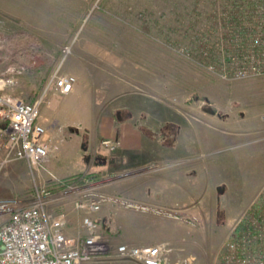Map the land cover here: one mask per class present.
Returning <instances> with one entry per match:
<instances>
[{
	"label": "rangeland",
	"instance_id": "rangeland-1",
	"mask_svg": "<svg viewBox=\"0 0 264 264\" xmlns=\"http://www.w3.org/2000/svg\"><path fill=\"white\" fill-rule=\"evenodd\" d=\"M223 6L224 0H0V71L8 67L23 70L11 75L15 81L6 92L34 100L60 64L63 46L72 41V52L61 66L62 73L90 62L108 66L113 61L133 58L154 71L156 85L165 86L166 90L157 94L173 102L185 101L187 113L203 111L207 116V109L212 108L242 120L230 122V127L233 123L247 127V143L224 152L238 156L243 153L248 207L264 184V74L227 80L208 68L199 40L208 34L211 40L215 38L211 28L216 26ZM78 100L69 97L63 103L75 104ZM50 119L49 124H53L48 134L55 129L54 124L65 123L53 114ZM255 120H263L262 126L248 127ZM2 126L0 117V131ZM76 129L86 132L81 123H75L64 126L58 137L50 134L52 141L76 138ZM52 148L53 154L54 144ZM81 154L86 168L92 152ZM3 157L0 149V204H31L36 186L50 182L48 169L33 173L27 161L2 164ZM112 184L113 180H104L99 190L116 197L106 192ZM237 190L233 188L225 199L213 190L196 211L176 217L135 204L126 208L116 198L104 201L93 217L108 234L113 248L121 243H166L173 248L167 264H218L224 243L239 220ZM66 207L68 229L78 234L82 216L70 203ZM7 217L0 216V224ZM138 220L143 224L137 225Z\"/></svg>",
	"mask_w": 264,
	"mask_h": 264
},
{
	"label": "crops",
	"instance_id": "crops-1",
	"mask_svg": "<svg viewBox=\"0 0 264 264\" xmlns=\"http://www.w3.org/2000/svg\"><path fill=\"white\" fill-rule=\"evenodd\" d=\"M67 73L77 78L73 90L63 94L51 86L41 121L47 130L53 124H49L51 114L65 121L53 125L55 129L50 134L55 137L64 126L75 123H81L86 132L76 129V138H60L57 143L47 132L55 150L45 163L46 169L59 178L77 174L97 180L115 177L106 192L138 204L141 209L154 212L152 209L164 206L178 215L196 211L204 197L213 190L218 192L219 185L225 186L224 193L218 192L220 199L237 188L239 219L242 217L247 209L243 153L238 156L224 152L247 143V127L234 123L230 127V122L242 120L222 113H187L185 101L173 102L158 95L166 90L165 86L156 85L154 71L133 58L113 61L108 66L90 62L69 67ZM69 97L79 100L75 104L63 103ZM262 121L255 120L248 127L262 126ZM105 139L118 144L106 147L102 144ZM89 150L92 158L84 168L86 161L81 152ZM136 223L143 224L139 220ZM68 233L77 234L70 229Z\"/></svg>",
	"mask_w": 264,
	"mask_h": 264
},
{
	"label": "built area",
	"instance_id": "built-area-1",
	"mask_svg": "<svg viewBox=\"0 0 264 264\" xmlns=\"http://www.w3.org/2000/svg\"><path fill=\"white\" fill-rule=\"evenodd\" d=\"M240 8L237 18L222 9L214 22L216 26L211 28L215 38L211 40L212 36L208 34L199 40L208 68L227 80L264 74V5L254 10H247L245 4ZM72 47L73 41L63 46L60 64L47 77L34 100L6 92V88L15 81L11 75L20 74L23 70L8 67L0 71L2 164L25 160L33 173L46 169L45 163L52 156L53 148L46 136L47 128L41 121V106L46 102L51 86L54 85L63 94L73 90L76 76L61 72ZM102 144L113 147L118 142L105 139ZM47 171L51 175L50 182L36 186L31 204H0V216H8L0 224V264L169 262V253L173 248L166 243L142 246L121 243L113 248L108 234L101 230V225L93 216L101 210L104 201L116 198L125 206L135 204L99 190L104 180L112 181L115 177L104 176L97 180L82 174L59 178ZM68 203L73 211L82 216L81 228L76 235L68 233ZM155 209L161 214L178 216V212L168 207ZM218 264H264V185L224 243Z\"/></svg>",
	"mask_w": 264,
	"mask_h": 264
},
{
	"label": "trees",
	"instance_id": "trees-1",
	"mask_svg": "<svg viewBox=\"0 0 264 264\" xmlns=\"http://www.w3.org/2000/svg\"><path fill=\"white\" fill-rule=\"evenodd\" d=\"M247 5V10H254L259 5H264V0H224L223 10L229 11L232 17L237 18L240 6ZM82 175V174H81Z\"/></svg>",
	"mask_w": 264,
	"mask_h": 264
},
{
	"label": "water",
	"instance_id": "water-1",
	"mask_svg": "<svg viewBox=\"0 0 264 264\" xmlns=\"http://www.w3.org/2000/svg\"><path fill=\"white\" fill-rule=\"evenodd\" d=\"M210 113H212V114H217V115H219V116H221V113L220 112H217L215 109H212V108H210ZM84 148H86L85 146H84ZM217 190H218V192L219 193H224V191H225V186L224 185H219L218 187H217Z\"/></svg>",
	"mask_w": 264,
	"mask_h": 264
},
{
	"label": "flooded vegetation",
	"instance_id": "flooded-vegetation-1",
	"mask_svg": "<svg viewBox=\"0 0 264 264\" xmlns=\"http://www.w3.org/2000/svg\"><path fill=\"white\" fill-rule=\"evenodd\" d=\"M207 110H208V112L210 113V111H209V110H210V108H208ZM217 112H218V111H217Z\"/></svg>",
	"mask_w": 264,
	"mask_h": 264
}]
</instances>
